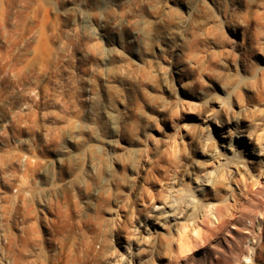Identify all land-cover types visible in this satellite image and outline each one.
<instances>
[{
  "label": "rangeland",
  "instance_id": "1",
  "mask_svg": "<svg viewBox=\"0 0 264 264\" xmlns=\"http://www.w3.org/2000/svg\"><path fill=\"white\" fill-rule=\"evenodd\" d=\"M263 127L264 0H0L18 264H237L233 199L195 181L264 167ZM246 188L236 216L264 201V174Z\"/></svg>",
  "mask_w": 264,
  "mask_h": 264
},
{
  "label": "bare ground",
  "instance_id": "2",
  "mask_svg": "<svg viewBox=\"0 0 264 264\" xmlns=\"http://www.w3.org/2000/svg\"><path fill=\"white\" fill-rule=\"evenodd\" d=\"M254 132L256 131H253V133ZM259 134L260 133H254V136H256L255 141L260 139L258 138L260 136ZM261 136L260 140L263 141L264 131L261 133ZM245 142H248V140L245 139ZM259 173L264 174L263 164L254 162L248 170L238 169L236 167L235 159H229L223 167H219L215 170L214 176L216 177V180L214 182L205 176L206 174H209L208 167L207 169L203 168L201 170V174L197 178L198 181H195L197 186L196 190L199 192L205 191L208 188L207 185L210 186V183H213V187L215 186L216 189H224L227 193V197L233 199L234 203L230 208L229 217L225 220V223L228 224V234L233 236L237 235V256L239 257V262L237 261V264H264V201L258 204L252 212L247 214V217L245 215H242L243 217L236 216L232 213L234 205L239 204V201L244 196L247 190L246 187L250 181H252L254 177L256 178ZM204 182L207 184H203ZM216 210H218V207H216ZM164 213L166 216H173L177 213V208L171 204V207L164 211ZM245 219H248V225L245 224ZM220 224L221 222L219 225ZM254 239L256 242L259 241V244L256 246L254 244ZM248 241L249 246H244ZM228 264H234L233 259L229 258Z\"/></svg>",
  "mask_w": 264,
  "mask_h": 264
},
{
  "label": "built area",
  "instance_id": "3",
  "mask_svg": "<svg viewBox=\"0 0 264 264\" xmlns=\"http://www.w3.org/2000/svg\"><path fill=\"white\" fill-rule=\"evenodd\" d=\"M19 213L14 217L13 225H7L5 191L0 195V264H18V254L21 248L19 239L22 237L23 225ZM10 231V234L8 233ZM9 237L14 241L9 242Z\"/></svg>",
  "mask_w": 264,
  "mask_h": 264
}]
</instances>
